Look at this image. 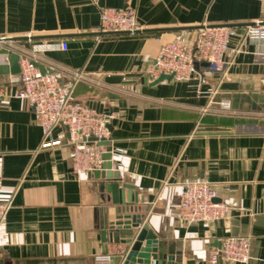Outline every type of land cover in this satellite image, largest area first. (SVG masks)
Masks as SVG:
<instances>
[{
	"label": "crops",
	"instance_id": "0c3cea01",
	"mask_svg": "<svg viewBox=\"0 0 264 264\" xmlns=\"http://www.w3.org/2000/svg\"><path fill=\"white\" fill-rule=\"evenodd\" d=\"M103 8L134 9L143 30L101 32ZM258 20L264 3L256 0H0V199L10 203L0 264H99L100 255L115 262L126 254L123 245L102 242L98 221L105 212L114 221L118 208L106 181L73 174L64 127L52 131L59 145L43 146L35 113L16 97L13 53H33L40 71L54 67L62 83L79 74L74 101L115 115L113 169L134 186L142 226L182 251L184 264H206L233 236L251 238L248 264H264V42L244 37ZM204 25L236 28L226 70L200 65L190 81L152 86L147 69L161 46L178 33L192 42ZM61 42L67 51L39 50ZM194 181L218 189L230 207L224 219L179 221L184 185Z\"/></svg>",
	"mask_w": 264,
	"mask_h": 264
},
{
	"label": "built area",
	"instance_id": "2783aa9c",
	"mask_svg": "<svg viewBox=\"0 0 264 264\" xmlns=\"http://www.w3.org/2000/svg\"><path fill=\"white\" fill-rule=\"evenodd\" d=\"M264 3V0H256ZM100 28L103 33L134 35L143 29L137 20L134 9L103 8L100 12ZM235 27L204 25L197 31L194 41H188L182 33L161 46L151 66L147 69L150 81L162 75H174V81H190L197 73V65L208 63L211 71L223 73L228 66L227 53L231 38L236 34ZM244 37L252 41L264 42V20L246 25ZM41 51H67V42L41 46ZM39 60L32 54L20 56V74L13 82L20 85L16 97L27 101L35 113L43 132V146H57L52 131L62 126L69 134L68 144L72 149V172L76 177L100 171L105 161L110 137L109 125L114 114L101 113L96 109L77 103L73 91L79 74L66 83L60 81L55 68L44 74L37 64ZM264 97V78L261 79ZM6 93L0 86V101ZM223 111L231 110L229 101H222ZM219 198L218 189L208 181H194L184 185L177 218L185 226L220 221L227 216L230 207ZM10 203L0 199V231L5 223ZM251 238L233 236L222 241L219 249H212L206 264H248L250 261ZM99 264H111L112 257L100 255Z\"/></svg>",
	"mask_w": 264,
	"mask_h": 264
},
{
	"label": "water",
	"instance_id": "95a60500",
	"mask_svg": "<svg viewBox=\"0 0 264 264\" xmlns=\"http://www.w3.org/2000/svg\"><path fill=\"white\" fill-rule=\"evenodd\" d=\"M19 60L18 53H13L9 57L11 73L14 75L20 74ZM199 66L197 65V67ZM201 66L208 68L210 65L203 63ZM173 80L174 75H162L152 83V86L162 82L170 83ZM102 145L107 146V152L103 155L105 163L102 170L93 173L96 177L106 181L107 184L104 188L107 193L111 194L110 200L113 205L118 206L114 221H109L107 212L98 221L102 242L117 246L123 245L126 248L124 259L121 256L116 257V263L113 261L112 264H184L182 251H177L175 245L168 246L153 236L147 225L143 224L142 226V215L137 214L138 209L132 206L133 202H139L137 194H134L133 201L134 186L122 183L119 173L113 169L112 149L109 143L104 142ZM215 202H219V199H216ZM187 264L198 263L190 260L187 261Z\"/></svg>",
	"mask_w": 264,
	"mask_h": 264
}]
</instances>
